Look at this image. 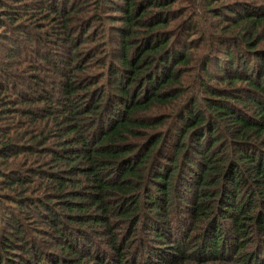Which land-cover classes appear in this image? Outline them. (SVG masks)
I'll return each instance as SVG.
<instances>
[{
  "label": "trees",
  "instance_id": "16d2710c",
  "mask_svg": "<svg viewBox=\"0 0 264 264\" xmlns=\"http://www.w3.org/2000/svg\"><path fill=\"white\" fill-rule=\"evenodd\" d=\"M30 8L0 5V182L45 196L0 195V264H264V0Z\"/></svg>",
  "mask_w": 264,
  "mask_h": 264
},
{
  "label": "rangeland",
  "instance_id": "374dc122",
  "mask_svg": "<svg viewBox=\"0 0 264 264\" xmlns=\"http://www.w3.org/2000/svg\"><path fill=\"white\" fill-rule=\"evenodd\" d=\"M39 1L40 0H2L0 2V5L3 4L5 8H7L9 11H12V12H18V11L29 12V11H32V9L30 8L31 5L35 4ZM1 10H3V8ZM107 14H109V13L107 12L106 15ZM102 15H105V14L103 13ZM22 22H23L22 24H24V26L26 27L25 30H33V29H31V27H27V23L25 21H22ZM105 25L107 26V28L109 27V24L106 23V21H105ZM6 30H11V29L7 28ZM44 30H47V29H44ZM0 33H2V29H0ZM8 44L9 43L6 40L0 41V46L2 45L5 47ZM22 78H25V77L22 76ZM2 104L3 103H1L0 106H2ZM39 183H40V180H38L36 184L32 185L30 187L31 190L29 192H24V188L20 189L19 192H15V191H12L11 187L10 188L3 187V184L0 182V195L1 196H9L10 198H14L17 196H22L24 194H27L28 197H31V198L36 197V198H39L41 200V198L45 195H43L41 192L38 193V192L34 191Z\"/></svg>",
  "mask_w": 264,
  "mask_h": 264
}]
</instances>
